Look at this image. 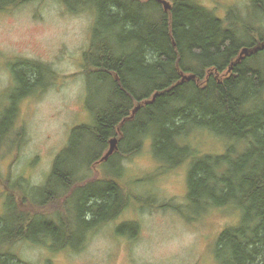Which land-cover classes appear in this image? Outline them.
<instances>
[{
  "label": "trees",
  "instance_id": "trees-1",
  "mask_svg": "<svg viewBox=\"0 0 264 264\" xmlns=\"http://www.w3.org/2000/svg\"><path fill=\"white\" fill-rule=\"evenodd\" d=\"M26 1L10 0L0 9ZM255 1L259 3L256 10L264 14V1ZM62 2L69 9L78 5L94 12L82 65L87 92L91 82L100 84L101 106H87L92 122L71 130L44 182L33 191L40 202L56 195L55 199L65 197L58 224L43 219L42 214L17 217L16 207L7 205L16 217L10 222L12 235L2 243L23 236L37 241L34 237L38 236L53 248H73L90 227L117 218L131 200L138 205L144 202L145 193H127L117 181L125 171H121L116 151L129 153L146 136L157 155L166 160L160 170L168 172L190 163L187 211L179 210L186 219L192 218L189 209L194 206L201 208L195 215H201L205 206L223 208L235 200L243 208L241 223L225 228L218 237V249L227 252L223 264H264V68L255 63L264 54V30L258 32L245 23L243 32L250 39L242 42L221 18L191 0H172L169 10L158 0ZM260 43L263 46L258 47ZM242 46L254 50L238 59ZM24 64L20 70L12 67V86H31L24 92L36 91L39 68L46 70L48 77L52 75L41 63ZM182 74H193L194 78L181 81ZM1 101L4 104L3 95L2 106ZM136 103L140 107L131 115ZM1 106L0 131L9 125L2 130L8 140L17 134V104ZM194 128L226 137L232 144L220 154H200L194 149L193 138L188 139ZM112 136L118 140L117 148L102 159ZM6 139L0 132V147ZM83 142V153L74 151ZM94 162L98 167L103 165L100 175L85 182L88 167ZM12 180L15 183L10 186L16 188L17 178ZM7 203H11L10 196ZM64 216L71 218L73 225ZM120 222L121 234L136 230L133 222ZM1 230L5 227L0 217ZM48 237L65 239L60 244ZM2 250L0 247V259L5 263Z\"/></svg>",
  "mask_w": 264,
  "mask_h": 264
},
{
  "label": "rangeland",
  "instance_id": "rangeland-1",
  "mask_svg": "<svg viewBox=\"0 0 264 264\" xmlns=\"http://www.w3.org/2000/svg\"><path fill=\"white\" fill-rule=\"evenodd\" d=\"M8 1L0 0V6L7 5ZM167 1L172 5V0ZM191 1L221 18L242 42L250 39L243 32L245 23L256 27L258 32L264 30V14L256 10L259 3L255 0ZM94 18L91 8L76 5L69 9L62 0H28L0 9V97L3 95L4 99L0 106L17 104L14 123L17 134L14 132L7 140L3 132L5 125L0 131L6 139L0 147V217L5 227L0 231V243L12 235L10 222L16 217L7 205L16 207L17 217L36 216L47 211L59 218L60 212L64 213L65 197L55 199L56 195L40 202L33 191L44 182L55 158L66 146L71 130L92 122L93 114L87 106L94 109L101 106L100 84L91 82L93 86L87 92L82 65ZM245 48L246 53L241 57L254 50L242 46L240 53ZM25 62L41 63L52 72L48 77L46 70H35L34 92H24L29 91L26 89H30V85L22 87L21 83H16L12 86V67L16 65L15 69L20 70ZM255 63L264 68V54H260ZM196 81L201 84L200 79ZM139 107L136 103L131 115ZM195 129H191L188 139L193 138L194 149L200 154H220L232 144L226 137H215L206 130ZM145 137L129 153L116 151L121 171H125L117 181L127 193L141 191L149 198L142 195L144 202L139 205L131 200L130 206L117 218L90 227L73 248L54 246V249L41 242L38 236L34 237L37 241L26 236L12 237L7 244L2 243L3 247L0 244L2 258L7 260L4 263L0 259V264L17 261L19 264H223L227 252L218 249V237L225 228L241 223L243 208L235 200L231 206L223 208L205 206L201 215H195L201 208L194 206L189 209L192 218L186 219L179 210L187 211L186 180L190 163H183L168 172L160 170L166 160L157 155L151 140ZM84 147L83 142L74 151L83 153ZM107 147L102 151L103 155ZM95 164L88 167L85 182L100 175L103 165ZM15 178L16 188L10 186L15 183L12 180ZM9 196L11 203L8 204ZM146 199L152 202L147 203ZM63 219L73 225L68 216ZM120 221L133 222L136 230L134 227L125 235L121 234L118 231ZM64 239L50 238L60 244Z\"/></svg>",
  "mask_w": 264,
  "mask_h": 264
},
{
  "label": "water",
  "instance_id": "water-1",
  "mask_svg": "<svg viewBox=\"0 0 264 264\" xmlns=\"http://www.w3.org/2000/svg\"><path fill=\"white\" fill-rule=\"evenodd\" d=\"M159 2H161L164 6V9H169L171 7V5L169 4V2L167 0H158ZM246 48L243 49V51L240 53V55L238 56V59L241 58L242 54L243 53H246ZM230 70V68L228 69V71ZM181 81L183 80H189L191 78H194V75L191 74V75H184L182 74L181 76ZM180 81V82H181ZM117 148V138L113 137L109 140V147H108V150L107 152L105 153L103 159H106L115 149Z\"/></svg>",
  "mask_w": 264,
  "mask_h": 264
},
{
  "label": "flooded vegetation",
  "instance_id": "flooded-vegetation-1",
  "mask_svg": "<svg viewBox=\"0 0 264 264\" xmlns=\"http://www.w3.org/2000/svg\"><path fill=\"white\" fill-rule=\"evenodd\" d=\"M209 72V71H208ZM104 156V155H103ZM44 213L46 215H44ZM40 214L43 215V219L45 220H50L51 222L55 223L56 225L58 224V218H54L53 216H51V213H48L47 211H42ZM54 215H56V213L54 212ZM50 243V242H49ZM49 243L45 242V244L47 246H51ZM52 247V246H51Z\"/></svg>",
  "mask_w": 264,
  "mask_h": 264
}]
</instances>
